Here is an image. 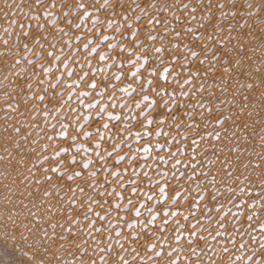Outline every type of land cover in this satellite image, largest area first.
<instances>
[{"label": "rangeland", "instance_id": "rangeland-1", "mask_svg": "<svg viewBox=\"0 0 264 264\" xmlns=\"http://www.w3.org/2000/svg\"><path fill=\"white\" fill-rule=\"evenodd\" d=\"M51 2L56 4L52 15L34 20L31 0H0V264H248L249 258L264 264L259 246L264 239L261 0H121V7L114 6L115 0L107 7L105 0H76L88 7L72 19L78 27L71 29L60 17V0ZM208 15L211 19H205ZM54 17H60L56 28L48 23ZM38 25L57 36H63L58 28H64L68 36L63 39L71 40L72 52L61 42L49 48L42 41L55 55L63 50V59L57 62L54 55L29 65L36 53L24 59L23 45L39 47L23 32ZM165 30L164 52L156 53ZM149 35L156 39L149 40ZM195 36L212 39L194 41ZM169 41L179 47L173 50ZM193 50L195 58L189 55ZM209 50L212 54L206 55ZM171 56L177 57L176 64ZM17 59L21 63L13 67ZM181 61L187 63L181 66ZM41 63L51 68L47 75ZM165 69H171L167 80ZM34 70L36 77L29 83ZM185 79L193 83L186 85ZM49 82L58 87L52 89ZM157 84L164 90L159 95L153 90ZM201 84L203 92L181 95L194 93ZM43 88L47 93L37 91ZM56 93L60 95L50 99ZM42 95L43 103L38 99ZM33 96L37 99H30ZM197 101L206 106L194 109L197 119L191 122L189 105ZM188 123L199 127L186 128ZM193 139L199 143L194 145ZM177 160L180 164L173 168ZM76 171L81 175L75 176ZM181 173L183 178L177 180ZM101 192L106 195L101 197ZM89 197L95 200L94 212L85 219ZM96 211L107 212V218L99 220ZM99 227L104 228L102 234L95 230ZM117 232L122 235L117 237ZM230 237H235V245ZM108 247L111 252L101 251ZM223 247L229 249L227 254Z\"/></svg>", "mask_w": 264, "mask_h": 264}, {"label": "snow or ice", "instance_id": "snow-or-ice-1", "mask_svg": "<svg viewBox=\"0 0 264 264\" xmlns=\"http://www.w3.org/2000/svg\"><path fill=\"white\" fill-rule=\"evenodd\" d=\"M201 3H202V0H201ZM110 4H112V0H105V7H107ZM32 6H35V9H36V14L31 17L34 20H39L41 15H43L44 18L47 20L48 17L52 15V12H51L50 9L56 8V4L54 2H51V0H31V4L29 5V7H32ZM114 6L115 7H121L122 6L121 0H115V5ZM261 6L264 7V0H261ZM8 7H10V5H8ZM86 7H88V5H86L84 3H77L76 0H60V17H62V18L65 19V21H66V27H68L69 29L74 28V27H78V25H73L72 24V19L75 16H78L80 14V12L83 11ZM152 7H156V4L154 3L152 5ZM184 7L187 8L188 5H184ZM208 7L211 8V2H209ZM218 7L223 8L224 5L223 4H220V5H218ZM72 8H76L77 9V12L76 13H72L70 11V9H72ZM41 9H43L42 12H41ZM191 11L194 13L196 11V7H192ZM259 11H260V8L258 7L257 8V12H259ZM88 14L89 13H85V16H87ZM60 17H54L52 20H49L48 23L50 25H52L53 28H56L57 21H58V19ZM205 19H211V16L208 15V16L205 17ZM13 23H15V21H13ZM94 23H99V21H94ZM164 23L166 25L167 24V21L165 20ZM21 28H23V25H21ZM6 31H7V29H6ZM58 31L60 33H63V36H57L55 32L46 30L45 27H44V25H38L37 30L23 32V36L28 41H30L31 44L37 45L39 47V50H37V48H31V47H29V44L28 43H25L23 45V47L25 49H27V53H26L24 59H27V54L28 53H31V52H35L36 53V59L35 60H29L28 61V64L29 65H34V64L37 63V61L43 62L47 58L52 57V56L55 55V52L54 51H51V50H47L46 51L45 50L44 43H42V41L43 42H46L48 44L49 48H54L55 45L57 44V42H61V43L65 44V46L68 48V54H70L72 52L74 45H72L71 40L69 39V40L65 41L63 39L64 36H68V32H66L64 28H58ZM173 31H175V29H173ZM183 31H186L187 33H192L194 31V29L185 28V29H183ZM136 34L137 33L134 32L133 33V37H135ZM166 35H167V31L166 30L161 33L162 43H161V46L160 47H156L155 48V52L156 53H163L164 52L163 38L166 37ZM76 39L79 40L80 37L77 36ZM148 39L149 40H155L156 37L149 35L148 36ZM177 39H179V34H177ZM211 39H212L211 36H208V37L195 36V37H193V40L194 41H199V40L208 41V40H211ZM90 43H92V42L89 41L88 43H86L84 45L85 49L88 48V44H90ZM7 44H8V42L5 41V46H7ZM168 44H169V46L173 50H175V49H177L179 47L178 44L177 45H173V44H171L170 41L168 42ZM16 45H17V47H19V38H17ZM93 51H95V50H93ZM144 51H147V48H145ZM211 54H212V50H209L206 53V55H211ZM0 55H3V53H0ZM9 55H12V53L10 52ZM16 55H19V53H16ZM64 55H65V53H63V50H61V55H55L56 61L58 62L61 59H63V56ZM189 55L192 56L193 58H195V57H197L198 54H197L196 51L193 50V51H190L189 52ZM101 59H104V57L101 56ZM169 59H170V61L173 64H176L177 63V57L176 56H171V57H169ZM70 62H72V61L71 60L65 61V67H67V64L70 63ZM20 63H21V60H19V59L15 60V64L13 65V67H15V65H19ZM161 63H164V60L163 59H161ZM186 63H187V61H181L180 62L181 66H183ZM199 63L200 64H203L204 61L201 60V61H199ZM145 64H147V59H145ZM39 66L43 69V74L44 75H47L51 71V68L50 67H44L43 66V63H41ZM169 71H171V69H165L164 76H163V78L165 80H167V72H169ZM69 75H71V72L69 73ZM190 75L193 76V77H195L197 75V72L196 71H191L190 72ZM35 77H36V73H35V70H34L33 73L29 74L28 82L31 83V81L33 79H35ZM118 79H119V77H118ZM40 82L43 83V81H40ZM148 83H149V86L150 87L153 84L152 81H149ZM192 83H193V81L191 79H185L184 80V84H186V85H189V84H192ZM49 85H50V87L52 89H55V88L58 87V84L57 83H54V82H49ZM92 87H95V84H93ZM249 87H251V85H249ZM153 90L154 91H157V95L161 94V92L164 91L163 89H159V85L158 84H157V87L154 88ZM37 91H43V92L47 93L48 88L37 89ZM203 91H204V85L201 84L199 87H197L195 89V92L194 93H181V95H183L185 97H188L190 95H195V94L201 93ZM59 95H60V93H56L55 96L51 97L50 99L54 100ZM82 95H86V93H82ZM30 99L35 100V99H37V97L33 96V97H30ZM38 99L40 100L41 103L44 102V96L43 95L42 96H39ZM145 99H147V97H145ZM173 99H175L174 96H173ZM152 104L154 106L155 105V101H153ZM197 106L203 108L206 105H204L200 101H197L196 104H194V105H189V107L193 108V111L192 112H188L187 113L188 120L191 121V122H194L197 119V113L194 110ZM180 107L183 108V105H181ZM169 114H171V110H169ZM176 119H177V116L173 115L172 116L173 122H175ZM199 120L202 121V122L204 121V115L203 114H199ZM158 122L159 123H164V121H158ZM149 123H151V121H149ZM105 127H107V125H105ZM176 127H177V134L180 135L181 134L179 132L180 125L177 124ZM185 127L186 128H191L193 130H197L198 127H199V125H197L195 123H188L187 125H185ZM17 131H19V129H17ZM86 135H90V134H86ZM137 135H139V133H137ZM216 135H217V139H219V133H217ZM49 139H51V137H49ZM192 143L195 145V144H198L199 141L193 139L192 140ZM157 147H160V146L158 145ZM145 151H148V149H145ZM193 151H195V149H193ZM173 155H175V154H173ZM192 159L193 160L196 159L195 155L192 156ZM163 162L164 163H167L166 160H164ZM74 164H75V159L72 158L71 160L68 161V168L71 170L74 167ZM179 164H180V161L177 160L176 163L173 165V168L177 167V165H179ZM61 166L63 167V164ZM87 166H88L87 164L84 165L85 168ZM191 167L193 169H195L197 167V164L193 163L191 165ZM58 170L59 169H57V168H53V171H58ZM221 170H223V166H221ZM74 175L78 177V176L81 175V172L76 171V172H74ZM163 175H167V173H163ZM229 175H230V173H229ZM90 176H92L94 178L95 177V173H90ZM182 178H183V173H181L179 176L176 177L177 180H180ZM49 179H51V177H49ZM69 179H72V177L69 176ZM189 179H194V177L189 176ZM212 182L215 183V180H213ZM94 186H95L94 184L93 185H89V187H94ZM79 190H80L81 193L84 192V189L83 188H80ZM72 191H75V189H72ZM133 191H135V189H133ZM160 191H161V193H163L165 191V189L164 188H161ZM230 192H231V189L229 188L228 193H226V195L229 194ZM45 195L46 196L47 195H50V193H47L46 192ZM99 195L101 197H104L106 195V193L101 192ZM177 195H179V193H177ZM94 202H95L94 198L89 197L88 203L86 205H84V208H86V212L84 213V218L85 219H88V214L89 213H93L94 212V209L91 207V205ZM106 204H107V201H105L104 203H101L99 205V207L101 209H103ZM109 207H111V206H109ZM115 207H119V205H116ZM72 211L79 212L81 210L80 209L73 208ZM95 215L99 218V220L103 221V220H105L107 218L108 213L105 212L104 215H101L100 212L96 211L95 212ZM136 215L138 216L139 215V212H137ZM165 215L167 216L168 213L165 212ZM172 215L173 216H176V215H178V213L173 212ZM185 219H187V217H185ZM247 219L251 220V217H248ZM153 220H155V217H153ZM164 222L167 223L168 221L165 220ZM206 223H211V221L210 220L209 221H206ZM90 227H95V224L93 223L92 225H90ZM129 227H132V225L129 224ZM192 227L195 228V225H193ZM220 227L223 228L224 225L221 224ZM95 230H96V232L98 234H102L104 232V228L103 227L95 228ZM68 231L71 232V229H68ZM260 231L262 233H264V225H262L260 227ZM89 235H91V233H89ZM121 235H122V233H120V232H117L116 233V236L117 237H119ZM192 235L195 236L196 233H192ZM217 235H220V233L217 232ZM110 238L111 237H109V239ZM61 239L63 240V239H65V237L62 236ZM179 239H180V237H179V235H177V242H179ZM201 239H203V237H201ZM256 239L257 238L255 236H251L252 242H255ZM194 242L195 241H190V243H194ZM97 243H99V242L97 241ZM116 243L119 244L120 241L117 240ZM229 243L235 245L236 244L235 237H230L229 238ZM259 246H260L261 249H264V239H261L260 240ZM239 247H240L241 250L245 247V242L243 240V236L240 237ZM77 250H79V249H77ZM105 250L108 251V252H111L112 251L111 247H108L107 249H101V251H105ZM228 251H229V249L227 247H223V253L224 254H227ZM253 251H255V249H253ZM192 252H193V255L195 256V258L197 260H200V254H197L196 251H195V249H193ZM162 254L163 253H157V256L162 255ZM81 255L82 256L83 255H86V253H81ZM120 259L123 260V257L121 256ZM237 259H239V257H237ZM102 264H104L103 260H102ZM123 264H128V262L127 261H124ZM171 264H178V261L173 260L171 262ZM189 264H192V260H189ZM201 264H203V261H201ZM208 264H213V261L209 260L208 261ZM248 264H253L252 258H249ZM256 264H260V262L259 261H256Z\"/></svg>", "mask_w": 264, "mask_h": 264}, {"label": "bare ground", "instance_id": "bare-ground-1", "mask_svg": "<svg viewBox=\"0 0 264 264\" xmlns=\"http://www.w3.org/2000/svg\"><path fill=\"white\" fill-rule=\"evenodd\" d=\"M258 108V107H257ZM12 222V221H11Z\"/></svg>", "mask_w": 264, "mask_h": 264}]
</instances>
